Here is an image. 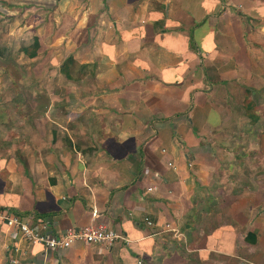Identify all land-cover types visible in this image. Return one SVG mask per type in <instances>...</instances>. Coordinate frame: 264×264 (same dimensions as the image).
I'll use <instances>...</instances> for the list:
<instances>
[{
    "label": "crops",
    "instance_id": "obj_1",
    "mask_svg": "<svg viewBox=\"0 0 264 264\" xmlns=\"http://www.w3.org/2000/svg\"><path fill=\"white\" fill-rule=\"evenodd\" d=\"M0 19L23 64L15 86L0 66V210L123 237L45 252L1 223L0 264H264V111L245 109L264 0H0Z\"/></svg>",
    "mask_w": 264,
    "mask_h": 264
},
{
    "label": "built area",
    "instance_id": "obj_2",
    "mask_svg": "<svg viewBox=\"0 0 264 264\" xmlns=\"http://www.w3.org/2000/svg\"><path fill=\"white\" fill-rule=\"evenodd\" d=\"M7 229L20 234L21 238L31 244H41L45 252L62 251L70 248L76 242L85 245H113L115 241L123 240L113 230L96 229H69L63 234L50 231L49 224L41 217L33 215L12 214L8 210H0V224ZM147 225H152L147 220Z\"/></svg>",
    "mask_w": 264,
    "mask_h": 264
},
{
    "label": "rangeland",
    "instance_id": "obj_3",
    "mask_svg": "<svg viewBox=\"0 0 264 264\" xmlns=\"http://www.w3.org/2000/svg\"><path fill=\"white\" fill-rule=\"evenodd\" d=\"M3 25V20L2 19H0V26H2ZM0 32H1V27H0ZM2 52H6V49H3V44H2V42H0V57H1V59H0V66L1 65H4L6 68H10L11 69V71H12V73H11V75H10V77H11V84L12 85H14L15 86V84H17L18 85V76H19V67L21 66H23V64H21L22 63V60L20 59H11V60H9L8 59V57H9V54H6L5 53V56H3L2 55ZM12 54H16V52H15V50L14 51H12ZM3 83H1L0 82V85H2ZM12 88H13V86H12ZM4 88H2V86L0 87V94H1V92H2V90H3ZM15 92H16V94H18L17 93V89H13ZM7 94L8 95H11V94H13L12 92H10L9 90H8V92H7ZM23 94H24V96L26 97V96H30L31 95V93L30 92H23ZM250 101H252V103H253V108H252V112H255V113H259V114H261V113H263V111H264V100L262 99V97H260V96H256V95H253V96H251V100ZM13 102H15V103H17L16 104V106L13 108V106L9 109V111H8V114H13V112L12 111H15V112H17V111H19V107H18V102H17V100H15V101H13ZM2 103V99H1V96H0V104ZM16 109V110H15ZM25 110L26 111H28V112H31V111H29L30 109H26L25 108ZM2 111H0V113H1ZM1 117V116H0ZM2 118V117H1ZM0 118V119H1Z\"/></svg>",
    "mask_w": 264,
    "mask_h": 264
},
{
    "label": "trees",
    "instance_id": "obj_4",
    "mask_svg": "<svg viewBox=\"0 0 264 264\" xmlns=\"http://www.w3.org/2000/svg\"><path fill=\"white\" fill-rule=\"evenodd\" d=\"M38 48H39V41L37 38H35L34 41L30 45L21 47L20 51L24 53V55H26L28 58H34L37 55ZM71 64H72V60L66 59L64 63L62 64V66L60 67V72L62 74L68 75L67 70L69 69ZM250 94L251 92L249 90L246 91L247 97H246V102H245V109H246L248 118L251 120V123L254 124L258 121L259 114L252 112L253 103L252 101L248 100Z\"/></svg>",
    "mask_w": 264,
    "mask_h": 264
}]
</instances>
